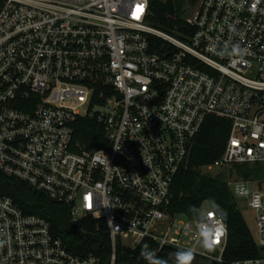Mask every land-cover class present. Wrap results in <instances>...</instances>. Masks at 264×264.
I'll return each mask as SVG.
<instances>
[{"label": "built area", "instance_id": "2783aa9c", "mask_svg": "<svg viewBox=\"0 0 264 264\" xmlns=\"http://www.w3.org/2000/svg\"><path fill=\"white\" fill-rule=\"evenodd\" d=\"M191 3L185 40L149 23L151 0H0V172L69 205L74 223L95 219L111 245L76 253L47 219L0 196V264H120L121 246L147 239L225 263L226 213L211 201L193 216L170 208L209 115L231 131L207 167L227 170L264 247V178L231 175L264 164V0ZM151 36L171 54L152 51ZM85 118L103 127V146L76 138Z\"/></svg>", "mask_w": 264, "mask_h": 264}, {"label": "trees", "instance_id": "16d2710c", "mask_svg": "<svg viewBox=\"0 0 264 264\" xmlns=\"http://www.w3.org/2000/svg\"><path fill=\"white\" fill-rule=\"evenodd\" d=\"M177 13L174 0H151L149 23L186 40L195 29ZM150 46L152 51L164 56H169L174 49L170 42L157 36H151ZM76 127V138L87 146L101 147L105 144L103 127L95 120L85 118ZM230 131L229 119L209 115L197 135L191 165L187 170L179 172L174 185L171 212L193 216L205 202L211 201L227 215L229 238L224 254L226 262L220 263L194 254L191 264H231L236 260L264 256V247L257 243L239 200L228 184V172L223 170L212 175L202 169L223 155ZM233 173L245 178L261 179L264 178V164L235 165L231 175ZM0 196L13 198L26 214L47 219L53 234L64 240L70 250L82 255L111 252L109 237L104 227L97 228L95 219L74 223L69 205L52 200L45 192L26 182L0 172ZM142 249L153 252L154 256L141 255ZM119 250L120 264H155L156 261L177 264V253L182 251L172 246L160 249L159 244L152 239H147L136 249L121 246Z\"/></svg>", "mask_w": 264, "mask_h": 264}, {"label": "rangeland", "instance_id": "374dc122", "mask_svg": "<svg viewBox=\"0 0 264 264\" xmlns=\"http://www.w3.org/2000/svg\"><path fill=\"white\" fill-rule=\"evenodd\" d=\"M163 1H167V0H163ZM174 1L177 4V8H178V13L177 14L178 15L187 16L192 11L193 5L191 3V0H174ZM202 169L205 172L210 173L212 175H217L221 171L224 170V169H219V168L209 169L207 166H203ZM233 175H237V174L234 173ZM230 178H234V177H230ZM239 204H240V206L242 208L243 214L245 216V219L248 222V225H249L251 231L255 235L256 234L255 212L249 206H247L246 203L243 200H239ZM209 205H210V201H207V202L204 203L205 207H207Z\"/></svg>", "mask_w": 264, "mask_h": 264}, {"label": "clouds", "instance_id": "9594fccd", "mask_svg": "<svg viewBox=\"0 0 264 264\" xmlns=\"http://www.w3.org/2000/svg\"><path fill=\"white\" fill-rule=\"evenodd\" d=\"M203 248L206 250H211L214 246V240L211 235L202 233V239L200 241ZM146 247V246H145ZM141 255L144 256H154L153 252H146L142 249ZM194 259V253L192 250L180 251L177 253V264H191ZM155 264H166L164 261H156Z\"/></svg>", "mask_w": 264, "mask_h": 264}, {"label": "water", "instance_id": "95a60500", "mask_svg": "<svg viewBox=\"0 0 264 264\" xmlns=\"http://www.w3.org/2000/svg\"><path fill=\"white\" fill-rule=\"evenodd\" d=\"M192 2H196L197 0H191Z\"/></svg>", "mask_w": 264, "mask_h": 264}, {"label": "snow or ice", "instance_id": "6c2138e0", "mask_svg": "<svg viewBox=\"0 0 264 264\" xmlns=\"http://www.w3.org/2000/svg\"><path fill=\"white\" fill-rule=\"evenodd\" d=\"M217 235H219V233Z\"/></svg>", "mask_w": 264, "mask_h": 264}]
</instances>
